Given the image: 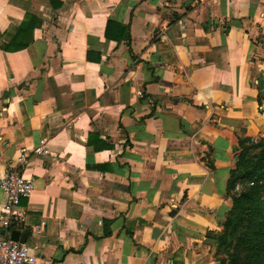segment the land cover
<instances>
[{"label": "crops", "instance_id": "1", "mask_svg": "<svg viewBox=\"0 0 264 264\" xmlns=\"http://www.w3.org/2000/svg\"><path fill=\"white\" fill-rule=\"evenodd\" d=\"M27 16L33 43L0 50V178L27 152L34 191L0 237L40 264H219L264 137V0H0V35Z\"/></svg>", "mask_w": 264, "mask_h": 264}, {"label": "trees", "instance_id": "2", "mask_svg": "<svg viewBox=\"0 0 264 264\" xmlns=\"http://www.w3.org/2000/svg\"><path fill=\"white\" fill-rule=\"evenodd\" d=\"M35 26L34 19L31 16H27L19 27L11 28L0 35V50L6 53H14L27 49L34 41L33 32ZM240 155L237 159V169L233 173L230 187L233 191L238 184L244 187L238 197L233 196V208L224 222L222 230L226 231L231 224L233 212L248 210L249 212L246 214L248 219L246 220L248 225H250L247 230L249 234L241 244L243 247L241 253H247L251 256L253 259L251 264H261L260 255L264 251V239H261L264 234V162L262 161V165L260 164L254 168L248 175L242 176L239 172ZM224 242V233H220L216 237L217 252Z\"/></svg>", "mask_w": 264, "mask_h": 264}, {"label": "built area", "instance_id": "3", "mask_svg": "<svg viewBox=\"0 0 264 264\" xmlns=\"http://www.w3.org/2000/svg\"><path fill=\"white\" fill-rule=\"evenodd\" d=\"M27 152L20 154L14 164L10 165L5 175L0 178V194L4 195L0 225L8 231L13 224L21 223L24 213L21 212V202L29 199L34 191V181L24 177L28 165ZM243 185H236L233 193L240 194ZM0 264H40L37 257L31 253L25 243L14 242L7 236L0 237Z\"/></svg>", "mask_w": 264, "mask_h": 264}, {"label": "rangeland", "instance_id": "4", "mask_svg": "<svg viewBox=\"0 0 264 264\" xmlns=\"http://www.w3.org/2000/svg\"><path fill=\"white\" fill-rule=\"evenodd\" d=\"M241 154V155H240ZM240 170L242 176H246L258 167L262 161L264 162V137L255 140H248L244 143L243 149L240 153ZM262 165V164H261ZM238 197L240 194H234ZM248 210L235 211L231 216V224L225 230L224 244L218 249L217 259L219 264H251L253 259L243 251L242 243L244 238L249 234L248 228L250 225L247 223ZM261 221V219H260ZM264 231V230H263ZM261 239H264V234ZM240 259V260H239ZM236 260V261H234ZM261 264H264V251L260 255Z\"/></svg>", "mask_w": 264, "mask_h": 264}, {"label": "water", "instance_id": "5", "mask_svg": "<svg viewBox=\"0 0 264 264\" xmlns=\"http://www.w3.org/2000/svg\"><path fill=\"white\" fill-rule=\"evenodd\" d=\"M29 235V232L25 233H19L17 231H13L11 233L10 239L14 242H20V243H25L26 242V237Z\"/></svg>", "mask_w": 264, "mask_h": 264}]
</instances>
